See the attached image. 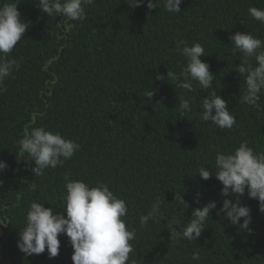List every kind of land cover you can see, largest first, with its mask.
<instances>
[{"label":"trees","instance_id":"obj_1","mask_svg":"<svg viewBox=\"0 0 264 264\" xmlns=\"http://www.w3.org/2000/svg\"><path fill=\"white\" fill-rule=\"evenodd\" d=\"M20 2L21 19L29 28L10 54L20 69L0 94V160L9 166L0 174V219L5 223L0 225V264H72L66 235L58 237L59 255L52 259L47 249L26 257L17 248L28 205L38 200L58 209L66 173L93 186L107 183L127 202L126 226L137 232L129 264H264V213L246 195L241 199L251 209V233L228 226L216 210L197 241L176 245L164 221H150L143 230L138 223L157 197L165 200V217L182 224L209 201L219 208L221 184L215 175L209 180L192 175L213 164L216 152L230 151L242 140L264 149V95L260 109L240 102L243 78L233 68L239 56L228 45L237 31L264 39V25L247 13L251 6L264 8V0H184L177 14L165 11L162 3L149 12L147 0L135 9L123 0H95L86 6L84 21H52L31 0ZM180 40L204 46L201 60L216 76L213 87L236 117L232 130L200 119L206 92L188 93L192 111L180 115L177 95L184 90L155 79L167 70L178 72L185 63L176 50ZM151 86L155 95L146 101ZM41 126L81 148L62 166L36 177L30 171L34 162L20 151L18 141ZM184 191L188 208L174 200L175 193ZM197 193L199 204L194 202ZM194 252L198 261L191 259Z\"/></svg>","mask_w":264,"mask_h":264},{"label":"clouds","instance_id":"obj_2","mask_svg":"<svg viewBox=\"0 0 264 264\" xmlns=\"http://www.w3.org/2000/svg\"><path fill=\"white\" fill-rule=\"evenodd\" d=\"M31 2L52 21L57 17L68 21H84L87 18L86 6L93 5L95 0ZM123 2L135 9L143 5L145 0ZM183 2L184 0H147L146 8L151 12L162 3L165 11L177 14L182 12L180 5ZM20 3V0H0V94L7 90L6 80L14 78V74L20 69V63L10 57L29 28L28 23L21 19L18 10ZM247 13L251 20L264 25V8L251 6ZM228 45L231 46V54L239 56L240 63L233 68L239 74L240 80L243 78L240 102L260 109L261 97L264 95V39L253 35L251 31H237L229 36ZM176 50L185 61L180 70H167L166 76L157 75L155 79L170 80L175 89L184 90L177 95L180 115L192 111L193 98L187 94L202 90L207 95L200 99V119L214 128L232 130L237 120L229 110V102L218 95L213 87L216 76L211 73L209 64L201 60L206 55L204 46L198 42L189 45L187 41L180 40ZM209 89L211 91H207ZM154 95L155 90L151 86L143 98L152 101ZM18 146L34 162L35 166L30 171L36 177L44 175L49 168L62 166L81 148L74 140L43 126L27 131L18 141ZM8 167L4 160H0V174ZM213 174L221 184L222 202L219 208L216 201H209L194 208L188 222L182 224L179 218L165 217L161 211L165 200L157 197L146 214L139 216L140 229L147 228L150 221H164L173 245L181 241H197L208 218H212L211 213L216 210V215L221 220H227L228 226L235 227L240 232L251 233V209L242 203L241 198L246 195L248 199H255L259 211L264 213V149L255 150L249 146L247 140H242L238 147L230 151L216 152L213 164L200 166L192 176L209 180ZM63 179L65 194L58 208L63 211L45 207L46 203L32 200L24 213V224L17 231L18 250L27 257L43 254L47 249L48 257L52 259L59 255L61 241L58 237L66 235L73 249L72 264H129L130 254L134 252L131 242L136 239L137 232L126 226L129 212L127 202L119 198L107 183L99 182L93 186L84 180L72 179L67 173ZM2 184L3 181L0 180V186ZM184 194L185 191L175 193L174 200L188 208ZM200 196L197 193L195 203H200ZM3 224L5 223L0 219V225ZM191 259L198 261L199 254L194 252ZM131 264L136 262L132 260Z\"/></svg>","mask_w":264,"mask_h":264}]
</instances>
